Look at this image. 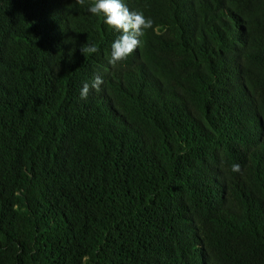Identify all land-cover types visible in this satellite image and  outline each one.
Instances as JSON below:
<instances>
[{"label":"trees","instance_id":"16d2710c","mask_svg":"<svg viewBox=\"0 0 264 264\" xmlns=\"http://www.w3.org/2000/svg\"><path fill=\"white\" fill-rule=\"evenodd\" d=\"M91 3L0 0V264H264V0Z\"/></svg>","mask_w":264,"mask_h":264},{"label":"clouds","instance_id":"9594fccd","mask_svg":"<svg viewBox=\"0 0 264 264\" xmlns=\"http://www.w3.org/2000/svg\"><path fill=\"white\" fill-rule=\"evenodd\" d=\"M75 4L84 6L85 0H75ZM88 11L96 16L102 17L108 29L120 35L111 45V58L109 63L115 67L119 63L126 61L140 46V37L145 34V30L153 27V21L146 18L142 12L132 11L123 3V0H92ZM81 53L87 58L88 55L99 51L90 40L80 48ZM104 80L101 76L93 77L91 84L85 82L80 91V99L86 100L90 90L99 93ZM231 171L239 173L241 166L233 164ZM86 262L88 257L83 258Z\"/></svg>","mask_w":264,"mask_h":264}]
</instances>
